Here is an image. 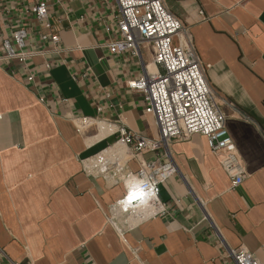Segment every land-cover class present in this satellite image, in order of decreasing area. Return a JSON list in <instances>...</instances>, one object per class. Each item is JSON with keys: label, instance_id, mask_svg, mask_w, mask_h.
Listing matches in <instances>:
<instances>
[{"label": "crops", "instance_id": "1", "mask_svg": "<svg viewBox=\"0 0 264 264\" xmlns=\"http://www.w3.org/2000/svg\"><path fill=\"white\" fill-rule=\"evenodd\" d=\"M164 3L185 27L174 44L209 66L242 184L194 134L169 147L177 172L159 188L163 213L114 207L118 170L162 161L118 134L159 138L143 95L127 86L160 71L151 45L141 57L110 52L115 0H0V264H235L228 251L238 248L264 264V0ZM40 5L51 30L33 13ZM20 29L24 62L4 47Z\"/></svg>", "mask_w": 264, "mask_h": 264}, {"label": "built area", "instance_id": "2", "mask_svg": "<svg viewBox=\"0 0 264 264\" xmlns=\"http://www.w3.org/2000/svg\"><path fill=\"white\" fill-rule=\"evenodd\" d=\"M115 1L120 14L119 35L109 45L110 52L115 55L129 52L141 57L142 47L151 45L154 65L160 68L157 73H148L127 84L129 90L143 95L146 112L156 120L159 138L147 139L124 128L118 132L120 142L131 147L137 154L162 152V161L147 162L137 173L148 175L153 181L156 195L150 208L163 213L159 210L163 207L159 188L177 172L169 156L171 143L179 138L188 139L194 134L207 138L211 153L218 158L231 178L232 186L235 188L241 185L245 170L227 131L225 117L214 103L213 91L207 79L209 66L201 63L192 46L174 44V39L185 32L181 20L166 7L164 0ZM33 13L48 30L52 29L47 21L46 6L34 8ZM27 37V31L20 29L13 34L11 42H5L9 58L24 62L31 55L23 51ZM50 38L54 44L59 43L57 35ZM165 157L169 159L167 162L163 161ZM99 165L101 173L107 174L109 168L104 159L99 160ZM120 174H124L121 169ZM228 252L235 264H262L243 248Z\"/></svg>", "mask_w": 264, "mask_h": 264}, {"label": "clouds", "instance_id": "3", "mask_svg": "<svg viewBox=\"0 0 264 264\" xmlns=\"http://www.w3.org/2000/svg\"><path fill=\"white\" fill-rule=\"evenodd\" d=\"M117 178L122 185L123 193L114 201V207L124 213H131L152 205L156 194L153 190V181L148 175H138L133 172L120 174L118 170ZM112 182H115V179Z\"/></svg>", "mask_w": 264, "mask_h": 264}, {"label": "bare ground", "instance_id": "4", "mask_svg": "<svg viewBox=\"0 0 264 264\" xmlns=\"http://www.w3.org/2000/svg\"><path fill=\"white\" fill-rule=\"evenodd\" d=\"M155 70V69H154Z\"/></svg>", "mask_w": 264, "mask_h": 264}]
</instances>
